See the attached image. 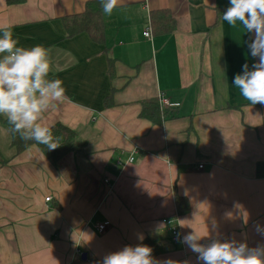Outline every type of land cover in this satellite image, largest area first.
<instances>
[{
    "label": "crops",
    "instance_id": "1",
    "mask_svg": "<svg viewBox=\"0 0 264 264\" xmlns=\"http://www.w3.org/2000/svg\"><path fill=\"white\" fill-rule=\"evenodd\" d=\"M90 1L0 0V28L11 26L20 46L42 45L49 79L66 89L42 122L84 143L56 167L37 146L16 155L0 121L8 161L0 164V264H101L146 238L163 250L161 262L202 264L181 242L193 229L201 243L264 245L256 232L264 227V105L234 86L243 65L258 61L248 48L254 35L223 20L229 0H121L103 14V44L87 33L68 37L65 18ZM160 95L179 106L162 109ZM152 101L160 119L143 116ZM179 199L188 202L183 214Z\"/></svg>",
    "mask_w": 264,
    "mask_h": 264
},
{
    "label": "clouds",
    "instance_id": "2",
    "mask_svg": "<svg viewBox=\"0 0 264 264\" xmlns=\"http://www.w3.org/2000/svg\"><path fill=\"white\" fill-rule=\"evenodd\" d=\"M100 3L103 12L111 15L121 0ZM222 18L232 27L241 26L243 33L254 35L248 48L258 61L251 68L243 65L242 74L235 75L234 86L250 104L264 105V0H229ZM50 70L48 52L42 45L20 46L11 26L0 28V117L6 118L10 131L22 140L44 145L49 151L60 146V138L42 122L43 114L67 99L63 81L49 79ZM256 232L264 236V227L257 225ZM204 238L193 229L181 241L202 264H264V245L249 247L235 239H212L205 244L201 243ZM152 251L143 243L126 245L106 254L101 264H175L157 260Z\"/></svg>",
    "mask_w": 264,
    "mask_h": 264
},
{
    "label": "trees",
    "instance_id": "3",
    "mask_svg": "<svg viewBox=\"0 0 264 264\" xmlns=\"http://www.w3.org/2000/svg\"><path fill=\"white\" fill-rule=\"evenodd\" d=\"M8 4H21L25 0H6ZM103 8L100 3V0L90 1L86 4L85 11L82 14L66 17L65 27L68 34V37H73L81 33L89 34L92 39L100 44H103L105 41V32L103 24ZM162 18L163 15L161 14ZM154 26L157 25L156 18L153 17ZM162 26V23L160 24ZM143 116L151 120L160 119V108L158 101H152L144 104ZM159 117V118H158ZM0 121L4 123L10 132L11 135V146L15 149L16 155L21 154L25 150L31 148L32 146H37L44 155L48 158L53 166H59L60 162L70 153L82 151L84 148V143L80 141L77 137V134L71 129L58 124L52 127V132L54 136L59 137L60 146L55 150L49 151L46 146L38 145L33 141H24L20 138L19 134H14L10 131V126L8 125L6 119L0 117ZM8 163L6 159L0 153V164L4 165ZM258 177L264 178V165L260 164L258 166ZM185 200L179 199V214H183L185 211H182L183 208L187 211L188 202L184 205ZM184 205V206H182ZM182 206V207H181ZM172 233V232H171ZM173 236V234H172ZM174 237V236H173ZM143 244L152 248V255L154 258H157L163 253V250L158 246L155 240L152 238H146Z\"/></svg>",
    "mask_w": 264,
    "mask_h": 264
},
{
    "label": "built area",
    "instance_id": "4",
    "mask_svg": "<svg viewBox=\"0 0 264 264\" xmlns=\"http://www.w3.org/2000/svg\"><path fill=\"white\" fill-rule=\"evenodd\" d=\"M144 36L147 37V38H150V37H151V31H150V30H147V31L144 33ZM159 100H160V105H161V108H162V109L170 108V107L173 108V107H177V106H179V104H171V103L169 102V100L165 99L162 95L159 96ZM123 155H124V154H122V157H123ZM122 157L119 158L118 161H117V166L120 167V168H122V167L125 166L126 164H131V163H133L134 160H135V159H134V156H130L127 160H123ZM199 169L202 170V169H203V166H202V165L199 166ZM104 184H106L107 186H110V180H109V179L104 180ZM51 200H52L51 197L46 198V202H50ZM98 229H99V231L102 233V232L105 231L106 227H105L104 225H100ZM171 232H172V234H173V236H174V238H175L174 240H175V241L179 240L180 234H179V230H178V228L175 227V226H173V227L171 228ZM209 242H211V241H209ZM209 242H206L205 244H207V243H209Z\"/></svg>",
    "mask_w": 264,
    "mask_h": 264
},
{
    "label": "water",
    "instance_id": "5",
    "mask_svg": "<svg viewBox=\"0 0 264 264\" xmlns=\"http://www.w3.org/2000/svg\"><path fill=\"white\" fill-rule=\"evenodd\" d=\"M83 259L86 260V256H84Z\"/></svg>",
    "mask_w": 264,
    "mask_h": 264
}]
</instances>
